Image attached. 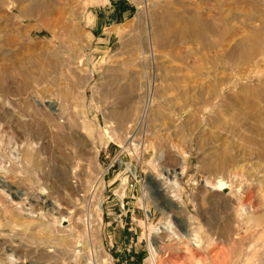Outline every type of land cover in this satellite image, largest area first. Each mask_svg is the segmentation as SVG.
Here are the masks:
<instances>
[{
  "label": "rangeland",
  "instance_id": "374dc122",
  "mask_svg": "<svg viewBox=\"0 0 264 264\" xmlns=\"http://www.w3.org/2000/svg\"><path fill=\"white\" fill-rule=\"evenodd\" d=\"M177 10L264 34V0H0V264H264V147L181 98Z\"/></svg>",
  "mask_w": 264,
  "mask_h": 264
},
{
  "label": "bare ground",
  "instance_id": "6f19581e",
  "mask_svg": "<svg viewBox=\"0 0 264 264\" xmlns=\"http://www.w3.org/2000/svg\"><path fill=\"white\" fill-rule=\"evenodd\" d=\"M175 13V21L178 26H175L176 28L173 26L174 28H171L169 33H173L176 39L179 38L178 45L181 49H179L177 55L181 60L180 68H189L195 70L196 73L198 72L197 75H195L196 79L193 83L189 85L186 91L181 93V98L185 99L183 97H186L187 101L189 99L191 104L195 106L196 104L199 106L201 105L205 110L208 108L211 109L209 119L206 121L207 123H213L219 131L226 130V126L232 127L235 129L236 138L242 141V143L248 142V149L254 152L257 150L256 153L259 155L261 149L264 147L262 142L264 130H261L257 126L243 128L240 121L242 119H247L249 116L253 117L256 123L264 119V70H262V68L260 69L259 65L255 63L251 72L248 71V73L241 74H237L236 72L243 66L249 64V62L260 58L259 54L264 42L263 32L261 29H257L252 34L243 36L233 43H226L224 42V35L228 30L227 28L222 27L221 29L214 24H205L201 26V21L190 15L188 16L186 10H177ZM126 27L130 29L132 26L127 25L125 28ZM124 31L125 30H123V32ZM126 35H124V37ZM154 38L155 36L153 35V40ZM152 47L153 45L151 43V48ZM197 49L206 51V53L202 54L198 59L194 56ZM247 78H249V80H247ZM159 79L163 82L166 91L173 88L176 80L168 71L162 74ZM190 79L189 81H191ZM154 85L153 79L148 80L147 90L145 91H147V93L151 92L152 86ZM145 86L146 84L144 88ZM262 122H264V120ZM247 126L248 125H246V127ZM212 130L210 134H213ZM225 134L227 133L224 131V135ZM203 135L205 134L203 133ZM225 149L223 152L219 153L215 159H211L205 166L218 171L229 169L234 161V156L232 157L230 152H227L228 149L227 151ZM171 173H173V171L171 172L169 170L168 174ZM171 177L172 180L177 177V174L175 173L171 175ZM217 182L218 183L213 186V189L222 190L229 186V183L226 184L223 179H218ZM158 232H160L159 229L148 233L150 253L152 255L160 253V241L153 240Z\"/></svg>",
  "mask_w": 264,
  "mask_h": 264
},
{
  "label": "crops",
  "instance_id": "0c3cea01",
  "mask_svg": "<svg viewBox=\"0 0 264 264\" xmlns=\"http://www.w3.org/2000/svg\"><path fill=\"white\" fill-rule=\"evenodd\" d=\"M218 236H222V237H225V236H228L230 234H227L225 231H222L220 233H217Z\"/></svg>",
  "mask_w": 264,
  "mask_h": 264
},
{
  "label": "built area",
  "instance_id": "2783aa9c",
  "mask_svg": "<svg viewBox=\"0 0 264 264\" xmlns=\"http://www.w3.org/2000/svg\"><path fill=\"white\" fill-rule=\"evenodd\" d=\"M152 264H155V263H152Z\"/></svg>",
  "mask_w": 264,
  "mask_h": 264
}]
</instances>
